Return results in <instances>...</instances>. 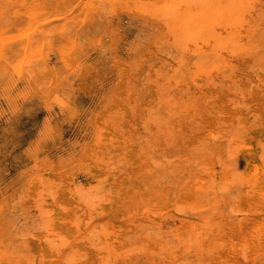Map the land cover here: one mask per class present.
I'll use <instances>...</instances> for the list:
<instances>
[{
  "label": "rangeland",
  "instance_id": "obj_1",
  "mask_svg": "<svg viewBox=\"0 0 264 264\" xmlns=\"http://www.w3.org/2000/svg\"><path fill=\"white\" fill-rule=\"evenodd\" d=\"M0 264H264V0H0Z\"/></svg>",
  "mask_w": 264,
  "mask_h": 264
}]
</instances>
